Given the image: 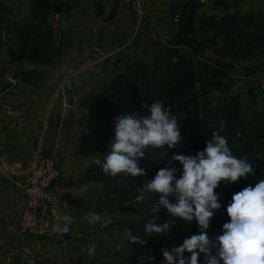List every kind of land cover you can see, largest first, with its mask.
Here are the masks:
<instances>
[{
	"label": "rangeland",
	"instance_id": "rangeland-1",
	"mask_svg": "<svg viewBox=\"0 0 264 264\" xmlns=\"http://www.w3.org/2000/svg\"><path fill=\"white\" fill-rule=\"evenodd\" d=\"M118 1L129 9L131 37L125 30L121 47L111 45L107 58L72 76L82 85L76 94L83 109L76 117L80 144L71 151L77 163L62 171L58 168L59 181L50 188L49 222L43 223L39 235L30 238L34 240L28 243L31 247L23 264H163L160 252L196 234L198 228L195 222L187 225L177 221L168 234H153L144 245L130 242L127 226L133 237L143 238V228L137 225L141 219L157 225L169 219L163 210L156 212L158 196L148 194L149 199L145 196L137 201L138 188L162 167L174 166L179 175L180 165L172 156L194 155L214 131L224 136L234 156L253 166L254 173L232 184L222 181L214 190L221 208L210 220V239L221 234L222 224L229 219L225 207L231 195L264 179V131L260 139L256 136L259 127H264V8L252 5L253 0H164L165 9L157 15L153 11L156 5L150 9L140 0ZM7 25L11 29V24ZM171 26H176L173 35ZM19 27V45L10 56L8 76L19 62L18 77L25 85L61 77L59 67L53 64L59 62L60 66L67 57L58 53L53 34L48 35L52 39L47 43L30 38L41 33L33 23L23 22ZM257 29L260 31L255 33ZM18 40L14 35L8 44ZM240 41L252 42L259 50L244 49L233 59L236 55L229 56L230 45ZM36 56L45 57L46 64H38L43 61ZM50 64L51 71H42ZM126 79L127 87L119 90L115 82ZM155 100L177 117L181 141L173 149L162 147L138 161L144 177L105 176L91 164L89 155L102 158L107 152L115 117L125 112L148 115L147 107ZM48 112L49 120L52 113ZM155 198L156 202L150 201ZM89 212L109 222L103 228L89 225L85 218ZM65 215L73 217V224L69 234H59L54 229L63 223L58 217ZM92 244L95 254L89 257L86 249ZM199 260L200 264L206 262L203 254Z\"/></svg>",
	"mask_w": 264,
	"mask_h": 264
},
{
	"label": "crops",
	"instance_id": "crops-1",
	"mask_svg": "<svg viewBox=\"0 0 264 264\" xmlns=\"http://www.w3.org/2000/svg\"><path fill=\"white\" fill-rule=\"evenodd\" d=\"M253 1L252 5L264 8V0ZM140 2L150 9L156 5L153 11L157 15L165 9L164 0ZM148 16L152 19L150 15L144 17ZM39 20L58 42V53L67 57L60 66L59 62L53 64L59 67L61 77L33 80L26 85L22 79L10 82L9 61L19 45V26ZM130 22L129 9L118 0H0V264H23L31 247L28 243L34 240L20 239L14 232L24 204L22 186L31 164L39 154L54 156L61 171L77 163L71 151L80 144L76 117L83 109L76 94L82 85L81 80L72 78L73 74L107 58L111 45L121 47L125 30L131 37ZM169 32L173 35L176 26ZM14 35L18 41L8 44ZM53 65L43 66L42 71H49ZM69 99L72 107L68 106ZM48 111L52 113L49 120ZM46 219L44 223L48 224Z\"/></svg>",
	"mask_w": 264,
	"mask_h": 264
},
{
	"label": "clouds",
	"instance_id": "clouds-1",
	"mask_svg": "<svg viewBox=\"0 0 264 264\" xmlns=\"http://www.w3.org/2000/svg\"><path fill=\"white\" fill-rule=\"evenodd\" d=\"M147 112L148 115L125 112L115 117L107 152L102 158L89 155L91 164L105 176L144 177L145 170L138 167V161L162 147L173 149L181 141L177 117L161 101H153ZM172 159L180 165L179 175L174 166L159 168L152 178L142 182L136 196L137 201H143L145 196L149 199L148 194L158 196L156 212L163 210L169 219L159 225L149 220L143 225V238L133 237L127 226L129 241L144 245L153 234H168L177 221L187 225L195 222L196 234L160 252L163 264H200L201 254L205 264H264V179L233 193L225 207L229 219L222 224L221 234L211 239L207 235L214 211L221 208L214 190L222 181L232 184L253 175V166L234 156L224 136L215 131L202 150L194 155L174 154ZM85 218L89 225L99 224L101 228L109 222L95 212ZM58 219L63 223L54 230L69 234L73 217ZM95 247L92 244L86 249L89 257L95 254Z\"/></svg>",
	"mask_w": 264,
	"mask_h": 264
},
{
	"label": "built area",
	"instance_id": "built-area-1",
	"mask_svg": "<svg viewBox=\"0 0 264 264\" xmlns=\"http://www.w3.org/2000/svg\"><path fill=\"white\" fill-rule=\"evenodd\" d=\"M198 1L204 2V0ZM59 177L54 156L39 154L28 168L22 186L23 209L14 229L18 238L26 240L41 233V227L51 208L50 188Z\"/></svg>",
	"mask_w": 264,
	"mask_h": 264
},
{
	"label": "trees",
	"instance_id": "trees-1",
	"mask_svg": "<svg viewBox=\"0 0 264 264\" xmlns=\"http://www.w3.org/2000/svg\"><path fill=\"white\" fill-rule=\"evenodd\" d=\"M42 27H43V23L41 22L40 23V20H39V22L37 23V24H34V28H36V29H39V30H41V33L40 34H33L32 36H30V38L31 39H41V40H43V41H45V42H47V43H49V41L52 39V36L51 37H49L48 35L49 34H52L51 33V30L50 29H48V28H46L45 27V30H42ZM260 30L259 29H257V31H254L255 33H257V32H259ZM179 33H178V37H179V35H180V31H178ZM30 39V40H31ZM27 42H29V40L27 41ZM26 42V43H27ZM253 43L252 42H242V41H240V42H237V43H231V45H230V50H229V56H234V54L236 55V57H233V59H238L239 57H240V54H241V52L244 50V49H253V50H259V48H257V46H255V48H253ZM262 48H264V46L262 47ZM33 54H37V52H32ZM38 55V54H37ZM36 59H39L40 61H43V62H41V63H45L44 61L45 60H47L45 57H43V56H36ZM128 79H130V78H128ZM115 85H116V87L119 89V90H124V88H126L127 87V85H128V81H127V79L126 80H124V81H122V82H115ZM147 87H149V85L147 84ZM129 89H131V88H129ZM128 89V90H129ZM153 90V88L152 87H150V91H152ZM125 97V96H124ZM263 122H264V119H263ZM263 131H264V127L263 126H260L259 127V130H258V132H257V134H256V136L258 137V139H260L261 137H262V133H263ZM156 200H150V201H154V202H156L157 201V198H155ZM141 220H144V223L145 222H147L146 220V218H143V219H141ZM139 221L138 222V224L137 225H139L140 227H142L143 228V222L142 221ZM131 261H135V258H132V260Z\"/></svg>",
	"mask_w": 264,
	"mask_h": 264
},
{
	"label": "water",
	"instance_id": "water-1",
	"mask_svg": "<svg viewBox=\"0 0 264 264\" xmlns=\"http://www.w3.org/2000/svg\"><path fill=\"white\" fill-rule=\"evenodd\" d=\"M21 73V70H20V64L19 62H17L14 67H13V70H12V73L10 74L9 76V81L10 82H13V83H16L19 81V75ZM68 106H72V100L69 99L68 101Z\"/></svg>",
	"mask_w": 264,
	"mask_h": 264
}]
</instances>
